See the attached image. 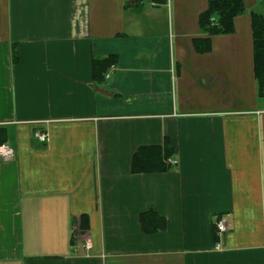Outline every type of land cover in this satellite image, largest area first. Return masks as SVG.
<instances>
[{
    "label": "crops",
    "instance_id": "1",
    "mask_svg": "<svg viewBox=\"0 0 264 264\" xmlns=\"http://www.w3.org/2000/svg\"><path fill=\"white\" fill-rule=\"evenodd\" d=\"M243 3L207 37L208 0H0V264H264V0Z\"/></svg>",
    "mask_w": 264,
    "mask_h": 264
},
{
    "label": "trees",
    "instance_id": "2",
    "mask_svg": "<svg viewBox=\"0 0 264 264\" xmlns=\"http://www.w3.org/2000/svg\"><path fill=\"white\" fill-rule=\"evenodd\" d=\"M243 0H208V7L201 15L202 30L209 36L227 35L233 33V21L236 17L246 12ZM252 34L254 48V64L255 72L261 89V94L264 95V19L261 15L252 13ZM208 46V40H206ZM204 49L209 51L208 47ZM13 62L17 60L16 54L13 53ZM107 60L96 59L92 62V76L96 82H101L105 71L107 70ZM1 137V135H0ZM1 144V143H0ZM2 145V144H1ZM167 156L161 159H152V167L147 168L142 159L132 163V173L139 174L141 171L146 172L150 169H159L164 172L168 169L165 164ZM147 161V160H145ZM147 164V163H145ZM140 224L143 232L152 234L158 230H164L165 221L159 215L151 210L146 211L140 216ZM84 225V224H83ZM81 224L82 228H85Z\"/></svg>",
    "mask_w": 264,
    "mask_h": 264
},
{
    "label": "built area",
    "instance_id": "3",
    "mask_svg": "<svg viewBox=\"0 0 264 264\" xmlns=\"http://www.w3.org/2000/svg\"><path fill=\"white\" fill-rule=\"evenodd\" d=\"M35 138L38 140V142L45 144L47 142V135L46 134H35ZM13 157V151L8 148L7 145H0V159L3 161L10 160ZM175 164V163H174ZM227 226H226V221L220 216V218H217L215 221V232H214V237L218 241L220 238L226 234L227 232ZM215 241V249L220 248V242Z\"/></svg>",
    "mask_w": 264,
    "mask_h": 264
}]
</instances>
